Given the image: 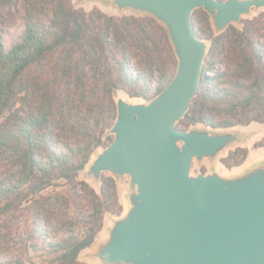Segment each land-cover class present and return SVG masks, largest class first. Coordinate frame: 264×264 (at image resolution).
<instances>
[{"label":"trees","instance_id":"1","mask_svg":"<svg viewBox=\"0 0 264 264\" xmlns=\"http://www.w3.org/2000/svg\"><path fill=\"white\" fill-rule=\"evenodd\" d=\"M22 2L25 10L4 11ZM18 20L20 38L6 48ZM195 34L208 41L198 94L177 127L264 125V11L215 33L202 9ZM165 27L149 15H109L72 0H0V264L79 259L122 212L115 180L96 191L79 179L116 118L114 95L151 100L175 74ZM156 88L154 89V83ZM264 148V138L253 144ZM248 149L221 158L239 167Z\"/></svg>","mask_w":264,"mask_h":264},{"label":"water","instance_id":"2","mask_svg":"<svg viewBox=\"0 0 264 264\" xmlns=\"http://www.w3.org/2000/svg\"><path fill=\"white\" fill-rule=\"evenodd\" d=\"M91 0H77L81 4ZM119 11L149 15L168 34L173 78L147 102L115 98L111 143L88 163L86 177L128 178L125 212L91 255L96 264H264V159L237 174H191L194 161L214 162L243 137L207 127H177L198 94L207 41L193 28L202 9L215 32L264 0H103Z\"/></svg>","mask_w":264,"mask_h":264},{"label":"rangeland","instance_id":"3","mask_svg":"<svg viewBox=\"0 0 264 264\" xmlns=\"http://www.w3.org/2000/svg\"><path fill=\"white\" fill-rule=\"evenodd\" d=\"M72 3H73L75 8H82L85 11H90L93 8H98L101 11H103L104 13L109 14V15H116V16H122V15H136V16H138V15H143V14L134 13V12H131V11H128V10L119 12L113 6V4L111 2H104L103 0H91L89 2H84V3H81V4L77 3V0H72ZM7 10H10V11H14L15 10V11H17V13L19 15H21V14L24 13L25 7H24L22 2H18L13 7H9V8L6 7L4 9V11H7ZM262 11H264V9L254 10V11H252V13L250 15L244 16V17H242V19H250V18L258 15V13H260ZM232 26H234L236 28H240L241 24H233ZM212 28H213V26H212ZM22 30H23V26H22L21 22L18 20V22L16 23L15 28H13L10 31V33L8 34V36L6 37V43H5L6 44V48H9L13 43H15L16 41L19 40ZM214 32H215V30H214ZM215 33H217V32H215ZM207 44H208V41H207ZM153 88L154 89L156 88V82L154 83ZM118 96H121L125 100L130 101V102H147L146 100H143V99H140V98H130L126 94H124L122 92H116L115 95H114V98H117ZM198 127H202V126L199 125ZM213 130L219 131V132L231 131V132L237 133L240 136H242L243 140L241 142L233 144L232 146H230L227 149H225L217 157V159L214 162H210L209 160H203L202 162L198 163V162L194 161L193 164H192V168H191V174L196 175L199 172L206 173V172H208V171H210L212 169H215V170H217L218 172H220L221 174H224V175L237 174L238 172L242 171L247 166H249L250 164L256 162L257 160L264 159V148H257V149L253 148V144L255 142H258L262 138H264V125L263 124L251 123L248 126H238V127L229 128V129H213ZM237 147H244V148L248 149L249 153H248V157H247L246 161L244 162L243 165H241L239 167H235V168H232V169L225 168L220 163L221 158L225 157L228 154L229 151L234 150ZM101 150L102 149H98L94 153V155L92 156L90 162L93 160L95 155ZM86 169H87V166H86L85 170L80 173L79 179L88 182L96 191H98L100 183L96 184L91 178H87L86 175H85ZM102 175L110 176V177H112L115 180L116 186H117L119 202L122 205V212L118 216L107 214L105 216V218H104L103 229L100 232V234L98 235V237L96 238L94 244L90 248L84 250L80 254L79 259L81 261H83V262L88 263V264H96L91 255L93 254V252L95 251L97 246L106 238L108 228L110 227L112 221L114 219L118 218L119 216H121L125 212V210L127 209V206H128V202H127V199H126L127 193L129 191L128 178L125 177L124 179L119 180V179H116L115 177H113L111 174H102ZM29 257H30V260L27 261L25 264H47V263H45L46 262L45 261L46 260L45 257H41V256L35 255V254H30Z\"/></svg>","mask_w":264,"mask_h":264}]
</instances>
